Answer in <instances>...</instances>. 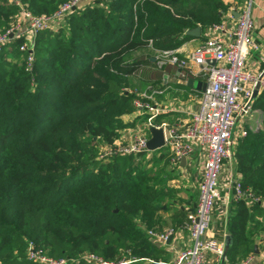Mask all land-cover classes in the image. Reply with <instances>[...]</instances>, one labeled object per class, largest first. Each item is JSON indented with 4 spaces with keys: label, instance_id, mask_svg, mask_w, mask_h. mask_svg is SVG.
Wrapping results in <instances>:
<instances>
[{
    "label": "trees",
    "instance_id": "obj_1",
    "mask_svg": "<svg viewBox=\"0 0 264 264\" xmlns=\"http://www.w3.org/2000/svg\"><path fill=\"white\" fill-rule=\"evenodd\" d=\"M22 1L41 13L64 0ZM227 6L225 0H89L64 24L36 30L29 68L21 35L3 45L0 264H40L27 258L29 240L47 254L65 256L67 264H96L82 258L90 251L107 259L136 257L126 264L170 257L147 229L178 228L195 207L198 189L191 200L181 195L164 146L103 156L98 146L121 128H144L145 112L121 118L137 110L140 88L163 89L158 98L165 90L179 99L200 93L186 83L190 72L177 73L178 65L169 62L158 69L155 57L188 40L192 35L184 29L220 21ZM17 12L0 0V32ZM149 66L154 69L142 72ZM254 101L263 110L261 125L238 139L234 156L243 186L263 197L264 91ZM175 113L160 112L156 119ZM226 222L229 259L255 252V235L264 233L263 205L232 201ZM261 242L257 247L264 249V236Z\"/></svg>",
    "mask_w": 264,
    "mask_h": 264
},
{
    "label": "built area",
    "instance_id": "obj_2",
    "mask_svg": "<svg viewBox=\"0 0 264 264\" xmlns=\"http://www.w3.org/2000/svg\"><path fill=\"white\" fill-rule=\"evenodd\" d=\"M7 1L16 5L18 12L16 20L0 32V50L9 39L21 35L20 48L28 50L26 68H29L36 30L55 27L65 21L80 0H64L54 11L41 13L32 12L22 0ZM251 6L252 0H242L230 6L227 15L233 21L212 23L210 33L186 54L182 55L175 49L162 50L156 54V57L167 55V61L164 62L178 65L180 69L177 73L184 68L206 81L205 88L198 94L195 109L173 120H157L156 116L161 112L157 97L163 93V89L153 88L142 93L137 91L139 97L135 99V112L147 113L144 128L131 140L118 142L100 154L134 153L146 149L150 137L149 127L153 125L163 129L164 146L171 152L172 166L179 169L182 157H185L184 166H199L196 162H201L197 202L193 209L187 211L185 221L178 228L167 226L161 230L147 229L150 239L166 247L170 253L168 259L144 257L150 264H264V259H258L255 252L231 261L225 251L226 230L222 239L210 232L211 218L216 209L220 211L226 227L228 207L232 201L246 199L264 205L262 196L254 194L249 186H243L234 156L237 131L244 135L247 131L245 123L257 111L253 90L257 83L258 93L264 90V44L253 37ZM253 49L260 63L257 73L245 67ZM171 181L174 182V179ZM182 232H186V240L174 246L172 237L179 238ZM26 255L40 264L68 262L65 256L47 254L33 240L28 241ZM82 258L96 264H126L136 260V257L124 256L107 259L92 251L82 254Z\"/></svg>",
    "mask_w": 264,
    "mask_h": 264
},
{
    "label": "crops",
    "instance_id": "obj_3",
    "mask_svg": "<svg viewBox=\"0 0 264 264\" xmlns=\"http://www.w3.org/2000/svg\"><path fill=\"white\" fill-rule=\"evenodd\" d=\"M88 1L89 0H80L78 5L82 6L85 3H87ZM238 1L239 0H225V2L228 3L227 9L230 6H232L233 4H236ZM227 9L225 11H223V13H221V21H224L226 23H231L233 21V19L228 17ZM251 13H252V17L254 20L253 37L264 44V0H252ZM234 15H236V12H234ZM210 29H211L210 26H208L204 29L200 28V32L198 35H192L191 34L192 36L188 40H186L184 43H182L179 47H177L175 49V51L182 54V55L186 54L190 49H192L200 41H202L208 35V33H210ZM245 67L247 70H249L253 73L258 72V70L260 68V63L256 60L255 52H253V53L251 52L249 54ZM196 78H198V77H196ZM263 91L264 90L259 91V93H257L256 97L259 94H261ZM256 97H255V99H256ZM197 104H198V94L190 95L187 99H179V98H174V97H167V98H160L159 97L158 98V106L160 107L161 112L169 111V110L177 111V113L172 114L170 116V118H167L168 120H173L177 117L185 116L188 111L195 109L197 107ZM254 106L257 109V111H255L253 113L252 117H250V119L248 120V122L245 123L244 127L247 126V129L250 127H255L257 124L261 123V114H259V113H262V112H260L261 107L256 106L255 104H254ZM239 132L237 131V133H236V137H237L236 139H238V137L243 136V135H240ZM234 149H235V146H234ZM196 164H198L200 167L201 162L198 161V162H196ZM193 167H195V165H193ZM235 167H236V162H235ZM189 168H191L190 165L184 166V164H182L178 169L179 173L181 171L180 176L185 177L187 175ZM199 175H200V173H199ZM180 186H182V188H183L184 184L182 183V185H180ZM181 193H184V192L182 191ZM263 198H264V196H263ZM246 202H247V206L252 204L251 201L246 200ZM263 207H264V205H263ZM225 230H226V227L224 225L222 215L220 214V211H218L216 209L213 213L212 223L210 225V232L212 234H214L216 237L220 238L225 233ZM185 233L186 232H182V234L179 235V238L172 237V239H171L172 244H174V246L181 245L183 243V241L186 240V236H184ZM226 233H227V231H226ZM263 234L264 233L261 231L255 235L256 246L258 244L262 243L261 239L264 236ZM183 236H184V238H181ZM261 245H263V243ZM255 253H256V257L258 259H264V249H262L261 247L260 248L257 247V251H255Z\"/></svg>",
    "mask_w": 264,
    "mask_h": 264
},
{
    "label": "rangeland",
    "instance_id": "obj_4",
    "mask_svg": "<svg viewBox=\"0 0 264 264\" xmlns=\"http://www.w3.org/2000/svg\"><path fill=\"white\" fill-rule=\"evenodd\" d=\"M242 0H239L238 3H241ZM65 21L63 22H60L58 23L56 26L60 25V24H64ZM35 35V33H34ZM33 39H34V36H33ZM255 50H251V52L253 53ZM158 54V53H157ZM167 55H161L158 57H155V61H156V65H157V68L159 69L160 66L163 64L164 61H167ZM150 69H154L153 66H149V67H146L145 70H142V72H145L146 70H150ZM133 81H137L138 77L136 75H132L130 77ZM135 90V88H133ZM146 91V89L144 88H140V91L138 90V92H144ZM167 97H170L168 95V93L164 92L163 95L160 96V98H167ZM158 98V97H157ZM262 111V108H261V111ZM138 112H132V113H124L121 115V118L124 120V121H128V120H132L136 114ZM262 113H259L262 115ZM145 118V117H144ZM261 124V123H260ZM141 131V128L140 127H135V128H129V127H125V128H121L119 129L115 134L114 136L112 137L111 140H103L99 146H98V152L100 154H102L103 152H105L106 150H108L109 148H111L112 146H114L116 143L118 142H127L129 140H131L136 134H138L139 132ZM93 138H96V136H94ZM240 137H238L239 139ZM238 139H236V142L238 141ZM235 146H236V143H235ZM166 148V146H164ZM176 172H178V176L173 178L174 179V182L176 186L178 187H181V192L183 191L184 193H181L182 196H186L187 198H189V200L193 199L194 197V193L197 192V186H198V181H199V173H200V167L199 166H195V167H191L188 169V172H187V175L184 177H181V171L179 173V170L177 168L174 169ZM173 171V172H175ZM184 184V187L182 188V183ZM213 217V216H212ZM211 223H212V218H211ZM147 264H150L149 262H147Z\"/></svg>",
    "mask_w": 264,
    "mask_h": 264
},
{
    "label": "water",
    "instance_id": "obj_5",
    "mask_svg": "<svg viewBox=\"0 0 264 264\" xmlns=\"http://www.w3.org/2000/svg\"><path fill=\"white\" fill-rule=\"evenodd\" d=\"M237 15V12H236ZM187 33L192 35H198L200 32V26H194L188 29H184ZM180 68H178L179 70ZM186 83L188 86L195 87L197 90H203L206 86V81L195 78L193 75L189 76L186 80ZM259 83H257L256 87L253 90V97L255 98L258 93ZM259 128V124H257L254 129ZM150 137L147 140L146 149L147 150H153L156 148H161L164 146V137H163V129L162 127H155L150 126L149 127ZM185 163V157L181 158V164ZM231 236L230 234H226L224 237L225 240V251L228 248V245L230 243ZM255 251H257V246L255 245Z\"/></svg>",
    "mask_w": 264,
    "mask_h": 264
}]
</instances>
